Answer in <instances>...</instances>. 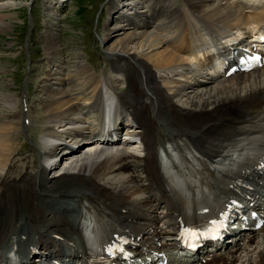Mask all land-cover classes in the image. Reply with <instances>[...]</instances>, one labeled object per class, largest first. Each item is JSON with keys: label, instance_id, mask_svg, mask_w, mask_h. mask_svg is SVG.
Masks as SVG:
<instances>
[{"label": "bare ground", "instance_id": "obj_1", "mask_svg": "<svg viewBox=\"0 0 264 264\" xmlns=\"http://www.w3.org/2000/svg\"><path fill=\"white\" fill-rule=\"evenodd\" d=\"M123 1L110 0V13L120 8L123 14L117 26L106 29L105 52L113 64L107 75H98L85 61L70 72L54 65L60 44L48 39L51 72L43 81L41 109L16 112L19 97H1L8 115H0V176H6L1 185H7L0 188V194L6 192L0 197V264L11 259L23 263L24 254L29 258L39 249L59 255L63 241L74 242L78 252L77 239L100 213L109 227L142 236V245L159 239L164 247L169 241L175 247L181 212L199 204L211 188L223 198L246 192L247 207L264 206V174L258 168L228 177L215 172L222 171L215 160L240 147L242 128L264 109V68L230 78L214 72L202 76L213 53L230 47L225 43L237 41L245 29L264 28V0H141L131 9ZM8 5L0 3V11ZM6 19H0V32L12 29ZM119 73L126 75L125 82L116 78ZM123 83L124 94L118 92ZM106 86L118 95L116 106L105 98ZM180 96L186 100L175 103ZM105 107L113 109L117 120L137 125L133 137L144 146L140 154L114 138L95 141ZM37 126L48 137L42 158L52 152L62 157L61 168L40 188L31 175L35 152L18 147L19 135ZM72 133V147L54 145ZM210 177L213 181L204 179ZM45 195L60 197L43 212ZM23 220L30 224L22 227ZM255 233L249 234L247 254L220 255L222 264H264V235Z\"/></svg>", "mask_w": 264, "mask_h": 264}, {"label": "rangeland", "instance_id": "obj_2", "mask_svg": "<svg viewBox=\"0 0 264 264\" xmlns=\"http://www.w3.org/2000/svg\"><path fill=\"white\" fill-rule=\"evenodd\" d=\"M59 1L0 0L2 4H10L0 11V19L10 18L4 22L6 24L11 22L12 25V29L0 32V100L15 94L20 102L16 112L18 109L23 110V102L27 95L24 96L27 81L30 106L33 110L39 107L41 109L39 101L43 98L42 81L46 78L45 74L51 72L45 50L48 39L59 42L60 52L54 64L66 68L67 72L74 70V65L79 61L88 62L95 68L98 75H107V72L113 69V64L105 52L104 41L108 38L106 29L117 26V20L121 18L123 11L119 8L111 14L110 0ZM125 1L122 5L129 4L128 0ZM118 79L124 81V74H119ZM124 87L126 86L120 87L121 93L126 92ZM179 99L185 101L186 97ZM0 108V115H8L7 109L2 106ZM36 128L39 126L34 127L31 134H39ZM19 137L24 139L23 143H27V137ZM35 138L40 140L39 137ZM26 147L30 146L26 144ZM40 153L43 152L40 151ZM34 158L38 161L37 155ZM34 158V166L38 167ZM252 246L257 247L255 244ZM261 248L259 247L258 250ZM245 249L247 248L244 247V252H240L242 257L247 254ZM252 254L250 253L247 258L252 257ZM245 258H243L244 261ZM237 263L241 264V261Z\"/></svg>", "mask_w": 264, "mask_h": 264}]
</instances>
